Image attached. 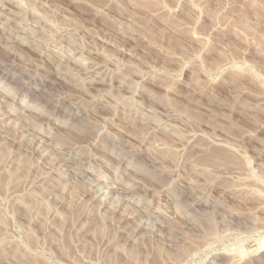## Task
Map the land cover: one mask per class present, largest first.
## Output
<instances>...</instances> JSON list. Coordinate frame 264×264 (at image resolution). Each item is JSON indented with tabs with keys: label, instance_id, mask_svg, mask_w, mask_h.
<instances>
[{
	"label": "rangeland",
	"instance_id": "374dc122",
	"mask_svg": "<svg viewBox=\"0 0 264 264\" xmlns=\"http://www.w3.org/2000/svg\"><path fill=\"white\" fill-rule=\"evenodd\" d=\"M0 264H264V0H0Z\"/></svg>",
	"mask_w": 264,
	"mask_h": 264
}]
</instances>
